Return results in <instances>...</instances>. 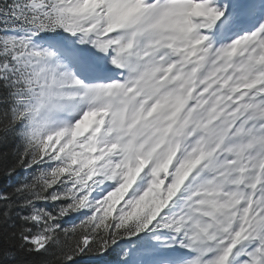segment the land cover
Listing matches in <instances>:
<instances>
[{"label":"snow or ice","instance_id":"6c2138e0","mask_svg":"<svg viewBox=\"0 0 264 264\" xmlns=\"http://www.w3.org/2000/svg\"><path fill=\"white\" fill-rule=\"evenodd\" d=\"M0 168V264H264V0H0Z\"/></svg>","mask_w":264,"mask_h":264},{"label":"trees","instance_id":"16d2710c","mask_svg":"<svg viewBox=\"0 0 264 264\" xmlns=\"http://www.w3.org/2000/svg\"><path fill=\"white\" fill-rule=\"evenodd\" d=\"M15 182H16L15 178L9 179V177L4 174L3 169L0 168V191H10L11 186L15 184ZM114 259H115V254H113L112 257H109L110 261H113Z\"/></svg>","mask_w":264,"mask_h":264}]
</instances>
